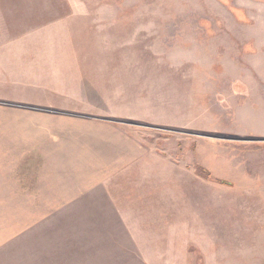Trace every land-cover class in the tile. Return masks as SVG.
<instances>
[{"label":"rangeland","instance_id":"1","mask_svg":"<svg viewBox=\"0 0 264 264\" xmlns=\"http://www.w3.org/2000/svg\"><path fill=\"white\" fill-rule=\"evenodd\" d=\"M11 95L113 125L143 156L0 264H264V0H0Z\"/></svg>","mask_w":264,"mask_h":264},{"label":"crops","instance_id":"2","mask_svg":"<svg viewBox=\"0 0 264 264\" xmlns=\"http://www.w3.org/2000/svg\"><path fill=\"white\" fill-rule=\"evenodd\" d=\"M10 97H0V248L80 193L128 180L143 156L113 125Z\"/></svg>","mask_w":264,"mask_h":264},{"label":"trees","instance_id":"3","mask_svg":"<svg viewBox=\"0 0 264 264\" xmlns=\"http://www.w3.org/2000/svg\"><path fill=\"white\" fill-rule=\"evenodd\" d=\"M195 174L203 180H211L217 184L230 186V184L224 182L223 180L212 178L210 173L205 168L198 165L195 166Z\"/></svg>","mask_w":264,"mask_h":264}]
</instances>
